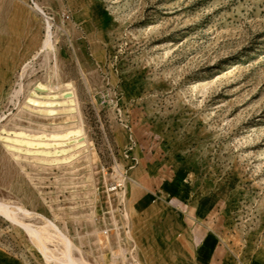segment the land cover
<instances>
[{"label": "rangeland", "instance_id": "obj_1", "mask_svg": "<svg viewBox=\"0 0 264 264\" xmlns=\"http://www.w3.org/2000/svg\"><path fill=\"white\" fill-rule=\"evenodd\" d=\"M119 131L191 161L231 255L264 263V0H0V264H146Z\"/></svg>", "mask_w": 264, "mask_h": 264}, {"label": "crops", "instance_id": "obj_2", "mask_svg": "<svg viewBox=\"0 0 264 264\" xmlns=\"http://www.w3.org/2000/svg\"><path fill=\"white\" fill-rule=\"evenodd\" d=\"M93 49L98 52L95 45ZM134 140L128 193L134 231L145 240L146 264H264L231 255L210 225L214 198L203 194L191 161L168 166L166 158L148 149L145 137L128 131L115 137L120 151Z\"/></svg>", "mask_w": 264, "mask_h": 264}, {"label": "bare ground", "instance_id": "obj_3", "mask_svg": "<svg viewBox=\"0 0 264 264\" xmlns=\"http://www.w3.org/2000/svg\"><path fill=\"white\" fill-rule=\"evenodd\" d=\"M48 35H50V34H48ZM65 85H69V82L64 84L63 86H65ZM44 88H46V86L43 83H38L36 85V89H44ZM74 91H75V87H74ZM38 95H39V93H37L36 90L32 91V96L29 97L28 101H30V102H32V103H34L36 105H42V106L44 105L45 107H49V108L45 109L46 111H53L54 107H57V106H63L62 109L64 108L65 110H67L68 108H73L77 104L76 99L74 97L75 93L72 91V89L71 90L70 89L62 90L59 93H49V94H47L45 96L46 100H41ZM59 109H57V110H59ZM62 109H60V110H62ZM75 132L76 131L73 130V131H68L65 134H63V133H55V132H53V133H51V132L50 133L40 132V133H32V134L30 133L29 134V133L21 131V132H19L17 137L13 136V135L5 136L4 137V144H5V146H11V145L13 146L14 143L21 142L25 146L33 145V146H38L39 148L40 147L44 148V146L48 145V146L53 147L54 145H58L60 143H63L61 141H58L60 138L67 137V136L68 137H72L75 134ZM72 139H73V137H72ZM74 139H75V137H74ZM50 141H52V142H50ZM66 141H70V139L66 140ZM50 144H52L53 146L50 145ZM71 144H74V143H71ZM77 144H78V141H77ZM25 148L27 149V147H25ZM55 154H58V153L56 152ZM67 243H68V241H67ZM69 257L71 258V256H69ZM63 261L66 262V260H63ZM75 264H77V263H75Z\"/></svg>", "mask_w": 264, "mask_h": 264}, {"label": "built area", "instance_id": "obj_4", "mask_svg": "<svg viewBox=\"0 0 264 264\" xmlns=\"http://www.w3.org/2000/svg\"><path fill=\"white\" fill-rule=\"evenodd\" d=\"M125 153H126V154H125L126 157H129V158L132 157V155H131V153L129 152V150H126Z\"/></svg>", "mask_w": 264, "mask_h": 264}]
</instances>
